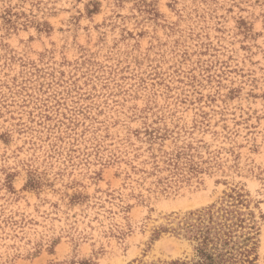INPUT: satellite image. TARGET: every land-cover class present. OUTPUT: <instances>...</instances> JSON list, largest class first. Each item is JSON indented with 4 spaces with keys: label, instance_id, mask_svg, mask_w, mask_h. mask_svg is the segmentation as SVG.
Returning a JSON list of instances; mask_svg holds the SVG:
<instances>
[{
    "label": "rangeland",
    "instance_id": "rangeland-1",
    "mask_svg": "<svg viewBox=\"0 0 264 264\" xmlns=\"http://www.w3.org/2000/svg\"><path fill=\"white\" fill-rule=\"evenodd\" d=\"M211 207L264 264V0H0V264L191 261Z\"/></svg>",
    "mask_w": 264,
    "mask_h": 264
},
{
    "label": "trees",
    "instance_id": "trees-1",
    "mask_svg": "<svg viewBox=\"0 0 264 264\" xmlns=\"http://www.w3.org/2000/svg\"><path fill=\"white\" fill-rule=\"evenodd\" d=\"M229 198H233L230 196ZM209 210L191 214L180 230L194 242L195 257L190 261L177 260L164 264H242L249 252L237 245L239 224L232 220L233 211Z\"/></svg>",
    "mask_w": 264,
    "mask_h": 264
}]
</instances>
